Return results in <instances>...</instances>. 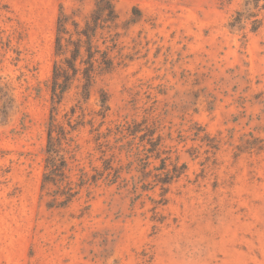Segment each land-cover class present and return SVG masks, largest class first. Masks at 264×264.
I'll use <instances>...</instances> for the list:
<instances>
[{"label":"rangeland","instance_id":"1","mask_svg":"<svg viewBox=\"0 0 264 264\" xmlns=\"http://www.w3.org/2000/svg\"><path fill=\"white\" fill-rule=\"evenodd\" d=\"M244 2L0 0V264H264V10L258 30L231 28ZM63 18V43L96 29L113 68L87 100L79 74L58 105L80 122L72 177L90 181L50 207Z\"/></svg>","mask_w":264,"mask_h":264},{"label":"trees","instance_id":"2","mask_svg":"<svg viewBox=\"0 0 264 264\" xmlns=\"http://www.w3.org/2000/svg\"><path fill=\"white\" fill-rule=\"evenodd\" d=\"M264 10V0H245L244 7L238 9L233 14L229 26L231 28L244 29L247 23L251 24V30L256 31L262 24L261 11ZM114 12V10H113ZM65 20L60 19V28L57 36V54L62 56L61 59L55 62L53 80L51 84L52 89V108L51 115L48 121V143L46 147L45 167L42 177V190H46V194L51 197L48 202L50 207H64L69 205L80 194L83 187L89 183L90 178L87 175V171L84 168H79L78 179L74 180L72 177L73 167L71 165L72 160L75 159V152L78 145L75 144V137L72 135L79 125V121L73 123L72 117H67L66 121L69 128L58 119V105L64 99L65 93L70 88V83L73 79L77 78L81 74V93L83 98L87 100L91 94V88L95 83L97 75L104 70H111L113 68V60L106 55V52L101 51L98 48L93 47V33L84 31L86 40L80 39V43L75 45L73 49H69V43L64 44L65 39L63 28L65 29ZM83 48H85L83 51ZM67 50L71 52V55H67ZM97 53L99 56H97ZM1 92H4V88L0 87V98H2ZM10 97H8L4 103H8ZM102 107L108 108L107 98L102 97L100 99ZM4 105V104H3ZM75 112V108H73ZM2 113H6L3 109ZM159 142H152L155 146ZM112 168L111 163L109 167ZM181 168H185V165ZM181 171L174 167L173 175L171 171H167L164 177H160L159 181L163 183L170 182L174 176H177ZM111 173L107 175L110 177ZM102 177L100 173L92 176L93 181H97L99 177ZM119 178L118 170L109 178L110 183H114Z\"/></svg>","mask_w":264,"mask_h":264}]
</instances>
